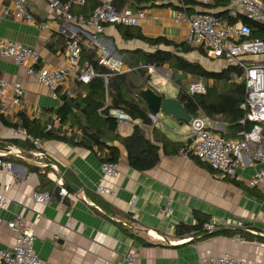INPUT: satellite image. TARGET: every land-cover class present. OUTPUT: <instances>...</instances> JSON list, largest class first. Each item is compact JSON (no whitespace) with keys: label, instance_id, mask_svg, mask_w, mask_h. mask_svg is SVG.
Segmentation results:
<instances>
[{"label":"crops","instance_id":"crops-1","mask_svg":"<svg viewBox=\"0 0 264 264\" xmlns=\"http://www.w3.org/2000/svg\"><path fill=\"white\" fill-rule=\"evenodd\" d=\"M13 1L0 0V43L9 41L36 49L41 54V66L52 69L67 66L66 50L63 51L56 40L53 49L49 48L54 33L67 38L78 37L84 47L97 48L100 56L109 53L122 58L118 51L153 50L137 40L123 41L117 26L112 25L98 35L93 33L92 28H85V32L95 37L90 38L82 32L84 27L76 30V24L56 19L45 0H28L33 9L35 24L18 21L13 16L6 17L5 13L11 11ZM179 5V0H118L115 3L118 11L127 9L136 15L144 14L138 28L145 37L186 43L189 26L183 22L176 23L177 14L191 16L199 7L189 6L180 11L177 8ZM214 11L217 13L219 10ZM42 25L47 28L42 29ZM128 71L124 65L123 73ZM0 79L19 81L25 85L26 91L18 111L12 117L3 116L4 118L17 123L20 115L25 114L31 119L41 121L45 129L57 118L60 100L54 99L47 87L29 77L25 69L1 56ZM75 79L74 76L70 77L60 91L71 95ZM178 79L184 85L191 80L187 88L195 81H204L207 88L209 87L207 81L193 80L190 76L179 74ZM159 80L162 84L165 81L162 77ZM237 82L244 81L241 77ZM174 86L177 90L171 98L177 99L179 88ZM161 115L168 118L171 125L180 126L178 131L186 126L184 141L169 137L163 128L164 119H161ZM207 117L225 123V129L220 133L223 138L236 139L237 135L242 134V128L228 127L220 116ZM157 120L155 127L172 142L188 143L190 123L177 122L163 114ZM241 124L249 126L248 130L252 128L251 124L245 125L243 120ZM135 125L129 126L127 130L119 129L120 134L131 135ZM58 128L59 126L53 131ZM15 132L24 131L8 128L0 121V142L6 143L0 153L6 152L9 147L20 149L24 153V159L14 156L6 158V162L13 163L19 169L24 181L21 187H13L6 194L10 209L8 212L0 210V220L8 223L16 215H24L35 237V250L42 260L53 264H124L127 255L133 252L138 256L140 264H201L208 258L225 254L247 264H264V243L248 241L238 235L200 240V237L192 235L180 238L177 234L179 225H196L194 214L197 213L210 218L209 224L214 229H241L264 237V196L247 184L256 170H264V165L254 162L251 154L243 157L247 169L243 172V181L237 186L231 179H225L211 171L208 165H200L182 153L169 155L161 151V160L154 169L142 172L134 170L129 165L126 149L119 142H115L113 145L120 156L116 163L119 171L116 177L107 179L103 178L101 172L103 162L93 152L63 142L44 141L46 159L40 161L35 156L36 151L31 154L8 144L13 139L24 141L15 137ZM70 135L71 132L68 133ZM37 162L50 164L47 177L52 182L49 185H45L36 172L30 171L29 164L42 168ZM42 173L45 174L44 171ZM57 179H62L69 191V196L63 203L60 202L57 191ZM11 182L12 175L4 172L0 180V194L3 193L4 185ZM100 185L111 189L114 196L98 194L97 188ZM49 190L55 193L50 204L37 203L34 200L35 194L48 193ZM135 199L138 200L134 206L132 203ZM168 202L172 203L174 214L164 216L161 212ZM246 225L254 230L247 229ZM136 237L153 246L141 245ZM15 238V233L6 225L3 226L0 229V252L12 249Z\"/></svg>","mask_w":264,"mask_h":264},{"label":"built area","instance_id":"built-area-1","mask_svg":"<svg viewBox=\"0 0 264 264\" xmlns=\"http://www.w3.org/2000/svg\"><path fill=\"white\" fill-rule=\"evenodd\" d=\"M56 19H62L67 23L76 24V30L82 29L83 33L90 38L93 36L85 32V28H92L95 35L106 31L107 26H139L145 17L143 13L134 14L131 10L118 11L115 3L118 0H92L96 8L86 18L75 17L72 9L76 6H83L89 0H45ZM192 1L199 6L191 16L178 13L175 22L187 23L189 32L186 39L187 45L193 48L205 49L211 58L216 61L226 62L228 65L238 67L242 73V80L246 84L245 101L241 109L245 113L243 123L251 124L250 130L242 132L240 138L225 139L220 133L225 129V123L218 119H210L205 114L192 118L190 127V151L201 163L208 165L222 177L229 178L236 182H242L243 172L247 169V163L243 160L245 154H251L254 162L264 165V38H255L254 30L243 22L248 19L264 26V0H229L227 9L231 18L239 19L237 23L229 24L221 19L216 12L206 10L214 0H181ZM5 16H13L18 21L28 24H35L32 7L28 0H14L10 12ZM42 25V29H46ZM75 30V29H74ZM75 37V36H74ZM72 37V39L74 38ZM95 38V37H93ZM0 56L11 59L18 67L25 69L29 77L37 83L47 87L54 99H59L58 92L66 85L70 77L78 78L83 84H88L96 77L93 68L88 65L81 66L82 48L78 40L69 43L66 50L67 66L65 68L52 69L41 66V54L34 48L9 41L0 43ZM100 64L115 73H123L124 65L122 58H117L109 53H103ZM152 87L160 93L166 92L165 85L159 77L163 69L149 68ZM105 78H107L105 76ZM167 83L169 80H166ZM161 87V88H160ZM208 88L203 81H195L189 85V95H206ZM26 96L25 85L19 81L11 82L0 79V114L4 117H12L14 112L22 106ZM109 116L116 119L120 130H127L129 126L138 124L122 110L112 109ZM151 120L156 124L157 118L150 115ZM60 127L58 118L46 126L47 131ZM15 137L30 140L39 150L35 155L38 160L46 159L43 151V142L38 138H31L25 132H15ZM14 156L24 159V153L20 149L9 147L6 152L0 153V180L4 172L12 175V182L3 187L0 194V210L8 212L10 202L7 193L13 187H21L23 177L17 167L4 159ZM42 168L50 164L37 162ZM116 163L104 162L101 165L103 178L111 179L118 175ZM52 176V175H51ZM60 190V202L63 203L69 196L62 179H57ZM250 188L257 189L264 196V170H256L248 179ZM98 194L102 196H114L111 189L100 185L97 188ZM37 203L50 204L52 197L48 193L34 195ZM138 199L133 201L135 206ZM164 216L174 214L173 205L168 202L161 212ZM16 235L12 249L0 252V264H53L42 260L35 250V237L29 227L27 219L22 214L5 223L0 220V229L5 226ZM207 230L214 229L213 225H205ZM159 239V238H158ZM124 264H140L135 253H129ZM201 264H247L245 261L236 259L225 254L220 257H211Z\"/></svg>","mask_w":264,"mask_h":264},{"label":"trees","instance_id":"trees-1","mask_svg":"<svg viewBox=\"0 0 264 264\" xmlns=\"http://www.w3.org/2000/svg\"><path fill=\"white\" fill-rule=\"evenodd\" d=\"M179 1L180 5L177 8L180 11L189 6H198L192 1ZM228 5L229 0H214L211 5L206 7V10L210 12L219 10L217 15L221 19L229 24L237 23L240 21L239 19L231 18L228 15ZM95 8V2L89 0L83 6L74 7L72 14L76 17L84 16L88 18ZM243 22L254 30L255 38H264V26L262 24L248 19H243ZM117 30L123 41L137 40L153 49L152 51L142 49L118 51L122 56L123 65L129 69L125 73H115L101 65V56L98 49L84 47L78 37L72 39L56 33L52 35L50 49H53L55 40L60 44L59 47L63 51L67 50L71 41L78 40L82 48L80 65H88L94 69L97 75L88 84H83L76 78L71 95L59 90L58 96L61 105L57 111V118L60 127L57 130L49 132L41 121L31 119L25 114L20 115L17 123H12L0 114V121L6 127L17 131L23 130L29 137L38 138L42 142L58 141L85 148L96 154L103 163H118L120 159L119 152L113 144L119 142L127 151L130 167L140 172L154 169L161 160V151L169 155L185 154L202 165L190 151V142L188 141L186 144L172 142L160 129L155 127V123L150 118L151 111L136 97L135 92L138 89L150 85V67L156 69L167 67L172 74L173 82L179 88L177 100L192 118L199 116L201 113L210 117L220 116L230 128H242L240 132L249 129V126L241 124V121L245 118L241 105L245 101L246 84L245 82H237L243 76L238 67L228 66L220 72L211 71L200 62H191L187 59L190 54L198 53L200 57L214 61L215 59L211 58L205 49L193 48L187 43H175L165 38H147L138 26H117ZM179 74L190 76L196 80H205L212 84H209L206 95H189L187 86L178 79ZM164 97L168 96L164 95ZM112 109L122 110L138 122L134 126L131 135L123 136L120 134L117 120L109 116V111ZM69 132H71L70 136H68ZM240 135L241 133L237 135V138H240ZM8 144L31 154L39 151L30 140L13 139ZM5 147L6 143L0 142V149ZM36 152L35 155L38 153ZM28 167L31 172H36L40 176L45 185L52 182L47 177L48 171H50L48 167L39 168L30 164ZM211 171L214 170L211 169ZM230 181L240 186L239 182ZM59 190L57 191L59 192ZM48 194L51 197L55 195L50 190ZM194 218L197 220L194 226L179 225L177 234L180 238L192 235L200 237V240H202L215 236L234 237L238 235L248 241L264 243V237L260 234L253 235L241 229L221 228L219 230L216 227L213 231H210L205 228V225L209 224L210 218L197 213L194 214ZM246 228L252 229L250 225H246ZM136 240L141 245L153 246L140 237H136Z\"/></svg>","mask_w":264,"mask_h":264},{"label":"water","instance_id":"water-1","mask_svg":"<svg viewBox=\"0 0 264 264\" xmlns=\"http://www.w3.org/2000/svg\"><path fill=\"white\" fill-rule=\"evenodd\" d=\"M135 93L136 97L145 104L156 118L163 114L177 122L191 123L192 116L176 98L164 97V95H167V91L160 93L147 85L142 89H138Z\"/></svg>","mask_w":264,"mask_h":264},{"label":"rangeland","instance_id":"rangeland-1","mask_svg":"<svg viewBox=\"0 0 264 264\" xmlns=\"http://www.w3.org/2000/svg\"><path fill=\"white\" fill-rule=\"evenodd\" d=\"M187 59L190 60L191 62H200L208 70L217 71V72L222 71L228 65L225 62H220V61H216V60L213 61L210 59H204V58L200 57L198 53L190 54L189 56H187ZM160 74H161L162 78L169 80V82L167 84L165 81H163V85H165V87H166L167 96L172 97L175 94L177 89L174 86L175 83L173 82V79L171 76L172 74H171L170 70L168 68H166ZM193 80H195V79H193ZM190 81H188L185 85L188 86ZM152 83H153V81L151 80L150 85H152ZM209 84H212V83L210 82ZM161 119H164V122H163L164 127L163 128L167 131V134L169 135V137L171 139L176 140V141H184L185 135L187 133L186 126H183L182 129L178 131L180 126L171 125L169 123L168 118H165L162 115H161Z\"/></svg>","mask_w":264,"mask_h":264}]
</instances>
